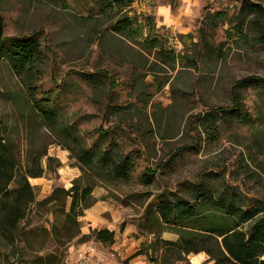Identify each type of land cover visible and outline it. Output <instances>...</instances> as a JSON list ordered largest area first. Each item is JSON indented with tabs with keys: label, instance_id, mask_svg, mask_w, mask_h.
Listing matches in <instances>:
<instances>
[{
	"label": "rangeland",
	"instance_id": "rangeland-1",
	"mask_svg": "<svg viewBox=\"0 0 264 264\" xmlns=\"http://www.w3.org/2000/svg\"><path fill=\"white\" fill-rule=\"evenodd\" d=\"M99 1L0 0L5 36L35 33L40 42L46 58L36 99L59 115L57 125H44L22 77L0 55V117L17 170L9 187L26 174L35 192L12 233L0 229V264H67L86 244L102 246L91 235L90 212L98 206L99 224L124 227L135 250L156 241L155 233L177 238L151 205L159 193L189 198L205 185L264 198V46L246 26L248 39L237 33L243 0H135L128 9L132 37L114 32L110 17L95 21ZM180 2L189 15L162 25L157 8L176 11ZM218 11L224 18L210 19ZM153 36L160 42L149 48ZM158 49L175 61H163ZM252 75L238 87L240 114L225 116L217 108L231 105V88ZM74 138L129 156L130 178L110 179L99 166L81 169ZM39 166L43 175L31 176ZM74 181L93 186V204L77 218L65 195Z\"/></svg>",
	"mask_w": 264,
	"mask_h": 264
},
{
	"label": "trees",
	"instance_id": "trees-1",
	"mask_svg": "<svg viewBox=\"0 0 264 264\" xmlns=\"http://www.w3.org/2000/svg\"><path fill=\"white\" fill-rule=\"evenodd\" d=\"M134 1L100 0L101 13L92 17L95 21L110 17L113 21L109 26L114 32L132 37L131 33L135 31L134 20L129 16L128 9ZM225 15V11L214 12L210 19L218 20ZM1 18L0 55L8 59L13 72L22 77L28 96L34 101L42 122L52 128L57 125L59 115L53 106L36 99V82L41 72L39 68L46 58L40 42L34 38L35 33L5 36ZM236 23L237 33L242 38L248 39L247 32L244 31L246 26L254 30L257 41L264 46V6L259 1L243 0L239 6ZM146 42L149 48H156L160 39L153 36L146 39ZM157 51L163 61H175L173 53L164 49ZM252 78L257 77L252 75L238 79L231 88L232 104L217 109L228 117L240 114L242 97L238 87ZM213 121L212 119L211 123ZM74 141L77 143L75 156L83 163L81 169L83 166H99L110 179L130 178L132 161L129 156L120 155L112 149L86 147L77 138H74ZM12 148L7 125L0 117V229L4 233H12L16 223L26 218L30 204L35 202L34 187L26 174H20L17 187H9L17 176ZM32 172L31 176L35 177L44 173L41 166ZM154 173L151 168L145 167V175L150 177ZM92 191L93 186L73 182L65 191V195L72 199L70 215L75 218L83 215V210L93 204ZM154 197L151 205L158 214L159 224L175 232L177 238L163 239L155 233L156 241H151L145 249L137 250L133 256L144 254L150 264H176L188 258L190 253L198 254L202 251L208 255L206 263L210 264H264V198L249 199L233 187L217 190L205 185L197 187L189 198L174 199L167 193H159ZM91 235L97 242L112 244L115 233L107 228H98L94 229ZM156 250H160V255L155 254Z\"/></svg>",
	"mask_w": 264,
	"mask_h": 264
},
{
	"label": "crops",
	"instance_id": "crops-1",
	"mask_svg": "<svg viewBox=\"0 0 264 264\" xmlns=\"http://www.w3.org/2000/svg\"><path fill=\"white\" fill-rule=\"evenodd\" d=\"M182 1V0H181ZM190 1V0H189ZM182 2L179 3L178 7L176 8V11L173 10L169 5L159 6L157 8V14L161 18L162 25H172L173 23H178V21L182 20L184 18L183 14L189 15V10H183V7L181 5ZM188 18V16L186 17ZM185 28V27H184ZM101 211V208L99 206L94 209H91L90 215L92 218V221L94 222L91 227L94 229L98 228H107L110 231H114V242L112 244H102V246L96 245L103 253H108V250L114 251V263L115 264H150L148 258L146 255H137L133 256V254L139 250H131L132 245H130V242L126 238V229L118 228L114 224H110L109 222L99 224L101 219L103 218L102 215L99 213ZM104 245V247H103ZM102 248V249H101ZM193 256L189 254L190 263L191 264H210L206 263L208 259V255L202 251H200L198 254L192 253ZM124 259V260H123ZM123 260V261H122Z\"/></svg>",
	"mask_w": 264,
	"mask_h": 264
},
{
	"label": "built area",
	"instance_id": "built-area-1",
	"mask_svg": "<svg viewBox=\"0 0 264 264\" xmlns=\"http://www.w3.org/2000/svg\"><path fill=\"white\" fill-rule=\"evenodd\" d=\"M114 251L103 253L95 244H86L75 254L70 255L67 264H115Z\"/></svg>",
	"mask_w": 264,
	"mask_h": 264
}]
</instances>
